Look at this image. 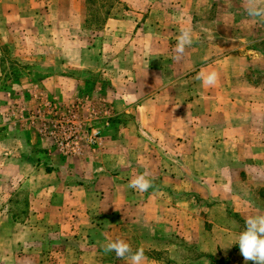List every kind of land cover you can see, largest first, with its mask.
Returning a JSON list of instances; mask_svg holds the SVG:
<instances>
[{
    "label": "rangeland",
    "instance_id": "obj_1",
    "mask_svg": "<svg viewBox=\"0 0 264 264\" xmlns=\"http://www.w3.org/2000/svg\"><path fill=\"white\" fill-rule=\"evenodd\" d=\"M26 3L22 19L0 6V264H65L67 246L73 254L99 237L142 247L160 264H209L203 256L215 244L201 242L209 236L218 239L217 264H235L223 239L234 245L243 215L261 214L246 207L264 205V181L230 166L214 180H178L172 160L149 165L148 175L135 162L144 161L147 144L154 156H172L161 135L141 127L161 128V89L179 75L187 84L178 88L189 87L219 57L264 52V22L247 17L241 0ZM181 28L194 42L176 61ZM252 67L256 79L264 57ZM120 173L114 187L102 176ZM140 174L158 200L148 210L146 192L128 187ZM118 204L122 213L114 212Z\"/></svg>",
    "mask_w": 264,
    "mask_h": 264
},
{
    "label": "crops",
    "instance_id": "obj_2",
    "mask_svg": "<svg viewBox=\"0 0 264 264\" xmlns=\"http://www.w3.org/2000/svg\"><path fill=\"white\" fill-rule=\"evenodd\" d=\"M27 1L32 4L34 0H0V6L5 8L7 18L10 16L7 15L8 10L6 8H10L11 14L21 12L22 14L18 15L22 19L27 15H25L27 9L23 8L27 5ZM30 11L32 10L29 9V13ZM33 12L34 10L31 13ZM263 57L264 52L257 49L256 56L247 57L243 53H232L219 57L217 60L201 66L196 76L189 79V87L178 88L181 84H187V78H182L180 75L174 77L161 89L160 94L163 98L161 103L163 115L159 123L161 128H154L155 125H148L144 122L141 124L146 133L161 135L163 141L160 142V147L167 149L172 156L166 155L164 152L160 156H154L155 146L147 144L148 150L144 161L137 159L135 163L137 165L138 163L145 164L148 175L149 165L160 164L161 161V164L166 163L164 165L168 166V162L172 160L179 167L176 176L178 180L185 179L186 174L198 182L202 179L214 180L218 173L222 174L224 168L230 166V168L239 169L238 172H235L236 174L244 172L248 178L250 174L254 173L255 178L264 181V67H259L260 73H257L256 79L248 75L252 70V63L254 64L256 60ZM211 71L218 73V83L214 87L202 86L201 80L197 78L198 74ZM148 107L150 106H147L146 110H150ZM203 137L206 139L203 140ZM203 146L212 150L208 157L201 155L200 149ZM175 152L177 153L175 154ZM207 165L210 166L209 169L206 168ZM102 176L106 183L112 184L111 187L122 180V173L110 176L102 174ZM163 179L166 177L163 176ZM104 186L106 185L103 184L101 188L107 190L108 188ZM149 191L150 193L146 191L148 201L146 210L149 209L150 205H156L158 202L154 198V192ZM197 191L199 192V190ZM132 192H134L133 195L138 196L136 190ZM132 192L130 191L131 194ZM167 203L168 201H166ZM131 204L137 211V207L140 206L138 200L136 199ZM248 206L246 207L247 211H258L264 214L262 203L254 206L248 204ZM215 208L217 207L210 206L207 210L211 214ZM122 209L123 205L118 204L115 206L114 212L122 213ZM243 219H246L244 215ZM59 224L61 226V223ZM136 229L138 228L136 227ZM136 234L138 235L137 231ZM12 238L17 240L15 237ZM0 240L5 241V239ZM202 241H204L203 243L208 241L209 244H215L214 249L210 246L208 253L203 257L209 258V264H217V237L209 236L207 239L205 237L201 239ZM223 241L227 244L228 242L232 243L231 251L234 252L231 254L232 263H234L233 260H237L235 264H253L252 261L245 262L239 247L235 246L237 244L233 245L232 238L226 236ZM107 242V238H87L83 250L75 251L72 254L67 246L64 252L60 249L62 252L60 255L63 260H66L65 264H126L124 260L118 259L115 255L111 257L112 255L108 256L104 252L103 245ZM0 250H2L1 246ZM111 253L115 254L114 252ZM145 257L143 264H160L150 254H145ZM222 264H229V262L224 261Z\"/></svg>",
    "mask_w": 264,
    "mask_h": 264
},
{
    "label": "clouds",
    "instance_id": "obj_3",
    "mask_svg": "<svg viewBox=\"0 0 264 264\" xmlns=\"http://www.w3.org/2000/svg\"><path fill=\"white\" fill-rule=\"evenodd\" d=\"M241 7L247 17L264 22V0H241ZM194 42L192 30L181 28L174 48V60L180 61L187 47ZM202 86L214 87L218 83L216 71L200 72L197 76ZM128 187L140 193L148 191L153 187V182L146 175L140 174L129 181ZM238 244L240 254L245 262L252 261L253 264H264V214L248 216L245 219V228L234 241ZM105 253L114 252L118 259L124 260L126 264H143L146 257L142 247L133 250L131 245L123 239L109 240L103 245Z\"/></svg>",
    "mask_w": 264,
    "mask_h": 264
}]
</instances>
